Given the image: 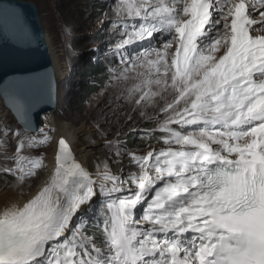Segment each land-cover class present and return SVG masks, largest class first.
<instances>
[{"label":"snow or ice","instance_id":"6c2138e0","mask_svg":"<svg viewBox=\"0 0 264 264\" xmlns=\"http://www.w3.org/2000/svg\"><path fill=\"white\" fill-rule=\"evenodd\" d=\"M115 12L116 98L163 146L128 149L117 132L105 139L117 159L89 170L15 100L22 127L0 132L4 145L13 133L0 175L16 196L0 203V264H264V0H119ZM0 18L22 30L15 9Z\"/></svg>","mask_w":264,"mask_h":264},{"label":"rangeland","instance_id":"374dc122","mask_svg":"<svg viewBox=\"0 0 264 264\" xmlns=\"http://www.w3.org/2000/svg\"><path fill=\"white\" fill-rule=\"evenodd\" d=\"M36 1L47 38L54 40V44L50 40L52 49L55 47L58 59L60 57L61 67L57 65L60 74L57 72L59 104L56 116L77 127L85 123L92 126L94 136L85 140L84 144L93 149L98 160L109 157L117 159L112 157L110 150L105 146V139H113L117 132L121 133L120 139L128 149L145 151L144 144L147 140L145 142L141 139L146 135L148 128L144 125L148 123L154 128L155 124L141 116L138 111L132 110L131 106H126L123 97L117 99V81L110 80L114 73H110L109 69L119 66V56L114 55L115 43L120 39L115 31V22L119 20L115 9L119 0ZM134 47H128V52L133 55ZM88 86L91 87V92L82 101V92ZM97 122L106 133L105 136L100 135ZM5 125L12 129L21 127L0 98V132ZM48 134L52 137V131ZM12 136L13 133L8 132L7 145L3 144L0 137V163L4 162L3 153L10 152L14 146ZM149 136L148 140L153 138L157 141L151 144L153 147L158 149L163 146L162 134L159 131ZM48 149L46 157L49 156ZM111 166L114 172L121 167L126 172L129 167L127 157ZM4 179L0 175V194L5 190L13 192L4 186ZM7 179L10 181L11 177ZM38 180L33 179L31 191ZM98 203L94 204L93 208H98ZM140 212L141 209L138 208L137 215H140ZM83 214L91 216L92 211ZM77 222L79 215L73 221L74 224Z\"/></svg>","mask_w":264,"mask_h":264},{"label":"water","instance_id":"95a60500","mask_svg":"<svg viewBox=\"0 0 264 264\" xmlns=\"http://www.w3.org/2000/svg\"><path fill=\"white\" fill-rule=\"evenodd\" d=\"M0 5L16 10L22 29L18 30L16 20L0 18V98L21 127L14 101L19 100L29 106L33 127L39 130L44 115L56 110L59 104L58 75L40 8L32 0H0ZM24 30L35 37L33 42H27ZM13 40L19 43H13ZM17 81L25 83L19 85L15 83ZM75 155L82 162L76 151Z\"/></svg>","mask_w":264,"mask_h":264},{"label":"bare ground","instance_id":"6f19581e","mask_svg":"<svg viewBox=\"0 0 264 264\" xmlns=\"http://www.w3.org/2000/svg\"><path fill=\"white\" fill-rule=\"evenodd\" d=\"M50 40H52L53 44H54V40L49 39L48 37V42H49V45L52 51L55 68L58 74H60L59 69L57 68L58 64L61 67L60 57L58 59V53H56L55 47L52 49V44H51L52 42L50 43ZM57 110L58 108L44 115L41 128H45V130H48L49 128L53 129L52 131L53 139L58 138L60 136L66 137L69 140V142L72 144L73 149L80 156L83 162V165L89 168V170H94V165L98 162V159L94 155L92 151L93 149L90 146H87L84 144L85 140L92 139L94 136L92 126L85 123L77 127L75 125L70 124L69 122L65 120H61L58 118L59 116L58 117L56 116ZM48 151H49L48 152L49 156L47 157L46 162L49 164V166H51V163L53 161V152L51 148H49ZM45 175H46V172L43 173V175L37 181L31 193H34L35 191L38 190L41 180L44 178ZM15 198L16 196L13 192H9V190H5L4 192L0 194V203L8 201L10 199H15Z\"/></svg>","mask_w":264,"mask_h":264},{"label":"trees","instance_id":"16d2710c","mask_svg":"<svg viewBox=\"0 0 264 264\" xmlns=\"http://www.w3.org/2000/svg\"><path fill=\"white\" fill-rule=\"evenodd\" d=\"M34 2H36V3H38L36 0H33ZM97 67H98V65H97ZM94 70H96V71H98V69H94ZM97 73V72H96ZM84 92V93H83ZM83 92H82V94H84L83 96V99H82V101L83 100H85L86 98H87V96H88V94L91 92V87H87V88H85L84 90H83ZM144 127L145 128H148V129H152L153 127H152V125L151 124H145L144 125ZM150 134H148V135H145L141 140L142 141H145L146 142V140H147V142L144 144V147H146L147 145H149V144H153L154 142H157V141H155L153 138L152 139H149L148 140V138L150 137L149 136ZM134 139H132V141H133Z\"/></svg>","mask_w":264,"mask_h":264}]
</instances>
